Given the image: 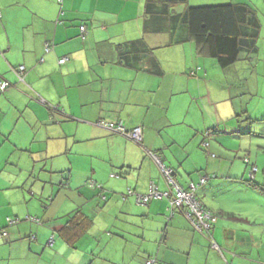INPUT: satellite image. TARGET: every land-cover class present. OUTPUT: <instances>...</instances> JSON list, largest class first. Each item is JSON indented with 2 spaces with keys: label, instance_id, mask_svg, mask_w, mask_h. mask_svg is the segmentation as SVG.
I'll return each mask as SVG.
<instances>
[{
  "label": "crops",
  "instance_id": "0c3cea01",
  "mask_svg": "<svg viewBox=\"0 0 264 264\" xmlns=\"http://www.w3.org/2000/svg\"><path fill=\"white\" fill-rule=\"evenodd\" d=\"M145 1L0 0V78L9 82L0 90V122L4 111L28 110V119L48 127L46 140L65 138V152L77 140L90 141L101 149L94 158L102 163L81 178L74 159L64 160V188H50L42 205L29 179L20 177L22 167L7 157L0 164V228L6 232L0 264H145L149 257L156 264H264V140H235L264 136V109L257 104L241 118L245 112L225 103L228 81L211 74L214 59L198 63V57L188 66L200 54L192 41L171 44L169 34L143 32ZM217 3L259 7L257 0H187L174 9ZM138 38L153 48L158 72L148 70L147 61L132 67L119 58L117 49ZM257 53L258 45L256 58L246 62ZM19 67L24 82L16 76ZM254 85L258 94L259 81ZM99 120L140 126L141 141L98 126ZM1 127L2 136L12 135L13 128ZM242 129L248 133L238 134ZM39 156L48 157L47 151ZM161 164L183 189L205 178L194 196L216 215L210 231L195 230L184 207L169 210L174 191ZM151 185L169 196L142 203L138 198ZM74 210L92 224L69 243Z\"/></svg>",
  "mask_w": 264,
  "mask_h": 264
},
{
  "label": "trees",
  "instance_id": "16d2710c",
  "mask_svg": "<svg viewBox=\"0 0 264 264\" xmlns=\"http://www.w3.org/2000/svg\"><path fill=\"white\" fill-rule=\"evenodd\" d=\"M61 1L59 0V2ZM186 1L146 0L144 4V15L146 17L142 25L143 32L169 34L171 44L192 41L200 54L214 59L222 69L228 68L238 60L253 59L256 56L261 22L258 12L254 7L247 3H217L189 5L182 11L174 9L177 4H182ZM81 26L84 27V31L82 33L80 31L82 35L85 32V26L84 24H80L79 30ZM178 29L182 31L181 35L174 38ZM152 51L153 48L149 47L143 38L126 42L121 45L120 49H117L119 58L123 63L135 67L136 61H147V69L158 72V62L153 56ZM192 72L194 73V71ZM122 125L124 126L123 123ZM136 127L141 129L140 126ZM217 131H219L217 128H210L208 133H215ZM208 133L206 134L208 135ZM246 133H248L246 129L238 130V134L240 135ZM207 145L208 143L206 142L202 143L204 149H206ZM243 159L245 162H248L246 157ZM253 172L254 168L252 167L251 174ZM172 175L174 176L173 170ZM201 178L198 180L199 185H203L204 183L200 182ZM192 183L196 185V183ZM199 185H196L195 190ZM198 202L203 208L207 209L199 200ZM209 211L212 213L215 221L216 215L211 210ZM68 217V226L72 230H75V234L67 235L66 241L72 243L73 239L79 238L87 232L92 224V218L79 212V210H74L73 216L68 214ZM214 221L210 222L208 231H210ZM149 260L152 261L150 264H156L154 259L149 257L146 261Z\"/></svg>",
  "mask_w": 264,
  "mask_h": 264
},
{
  "label": "rangeland",
  "instance_id": "374dc122",
  "mask_svg": "<svg viewBox=\"0 0 264 264\" xmlns=\"http://www.w3.org/2000/svg\"><path fill=\"white\" fill-rule=\"evenodd\" d=\"M257 5L259 6L258 16L261 22L260 34L257 41V60L254 62L251 60V64L246 62L247 60L245 59L238 60L230 65L225 71L217 65L216 71L211 70L212 75L218 73L221 78L223 77L228 81L231 99L225 103H228V106L233 105L234 108L237 107L238 113L245 112L244 114H241V118L248 116L247 108L251 111L257 104L259 105L258 108L264 109V0H257ZM198 57L200 58L199 61L197 60ZM203 58L215 62L207 55L204 57V55L202 56V54H199V56L197 55L196 57L190 58L188 66L192 64L194 66L197 61L198 63H202L201 60ZM255 81H259L260 85V89L258 88V94H255ZM237 91V95L232 94H236ZM14 112L15 111H4V117L0 122V127L2 126L1 128H13L10 137L2 136V134H0V164L4 165L8 157L9 163H12L13 161V164L15 165L14 168L19 170L17 166V163H19L22 167L19 173L20 177L29 179L27 185H31L33 189L36 190L37 196L35 198H38V200L43 202L42 205L48 202L47 196L50 192V188H54V193L57 192V188H64V186L60 185L61 177L65 174V171L61 170L64 160H67L68 158L74 159V174L77 173L81 178L86 172L90 171L91 167H102V163L96 161L94 158V155L100 154L101 149H92L96 147L92 146L90 141L77 140L73 143L71 150L65 152V144L68 140H65V138L46 140L44 137L48 127H45L44 125L41 126L37 120L34 122L33 120L28 119V110L16 111L15 116ZM257 112L258 110L255 111V113ZM19 115L20 118H18ZM262 124H264V121ZM259 132L261 131L258 130L257 133ZM221 139L231 140L227 135H223ZM235 140H253L254 145H258L255 140H264V136H256L255 134L251 136L244 135L239 136ZM11 142L17 144L18 147H14ZM262 142L264 143V141ZM246 146H248V144ZM41 150L47 151L48 157L40 160L39 152H41ZM260 150L259 156L261 158L264 156V150ZM89 152L92 154V157ZM2 159H4V163H2ZM0 167V178H2L4 171L2 167L4 166L0 165ZM89 181L90 180H85L84 183L87 184ZM61 197L63 196L61 195ZM109 247L110 246H107L106 248Z\"/></svg>",
  "mask_w": 264,
  "mask_h": 264
},
{
  "label": "built area",
  "instance_id": "2783aa9c",
  "mask_svg": "<svg viewBox=\"0 0 264 264\" xmlns=\"http://www.w3.org/2000/svg\"><path fill=\"white\" fill-rule=\"evenodd\" d=\"M81 33L84 31V27H80ZM49 49V48H48ZM47 49V50H48ZM65 58H60L59 63L64 62ZM17 78L19 80L23 79V67H19V71H17L16 74ZM9 86V82L7 80H3L0 78V90L3 91ZM98 126H101L103 128L124 134L128 136L129 138L135 140V141H141V129L140 128H133L131 130H127L123 125L122 122H109L105 120H99L96 123ZM151 155L156 159V155ZM161 171L163 176L165 177L168 184L173 188L174 194L170 198V209L173 208H180L184 207V214L189 220L191 226L195 230H207L210 226V222L214 221V217L212 213L203 208L198 200L194 196V190L196 188V185L193 183H190L188 189H183L177 181L175 180L174 176L172 175L171 168L161 164ZM200 182H205V178H201ZM169 193L167 191L161 192L158 191L157 187L154 185L150 186L149 192L145 195L139 196L138 200L142 203H147L151 199H161L164 197H168ZM6 234L5 230L3 228H0V237L4 236ZM212 246L216 248V245L214 242H212ZM152 263L151 260L146 261V264Z\"/></svg>",
  "mask_w": 264,
  "mask_h": 264
}]
</instances>
